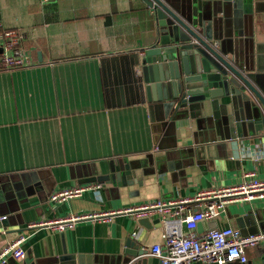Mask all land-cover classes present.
<instances>
[{
	"label": "crops",
	"instance_id": "1",
	"mask_svg": "<svg viewBox=\"0 0 264 264\" xmlns=\"http://www.w3.org/2000/svg\"><path fill=\"white\" fill-rule=\"evenodd\" d=\"M168 1L229 59L240 63L264 44V0ZM0 23L25 32L31 60L0 70V248L25 237L24 260L6 264H71L78 256L134 264L124 259L133 251L126 241L163 244L161 224L145 229L115 214L56 233L27 225L191 199L237 185L246 172L264 178V129L255 118L208 106L174 116L142 102L136 52L153 43L155 29L141 0H0ZM86 185L93 188L80 197L49 202L56 191ZM195 210L190 203L185 214ZM247 212L248 225L240 221ZM216 227L264 229V201L228 204ZM262 249L247 248V264H263Z\"/></svg>",
	"mask_w": 264,
	"mask_h": 264
},
{
	"label": "water",
	"instance_id": "2",
	"mask_svg": "<svg viewBox=\"0 0 264 264\" xmlns=\"http://www.w3.org/2000/svg\"><path fill=\"white\" fill-rule=\"evenodd\" d=\"M141 1L152 11L155 29L153 43L136 52L140 58L138 69L134 72L137 74L139 71L137 81L144 91L142 102L145 98L147 103L174 116L187 109L193 115V109L203 111L207 106L215 115L231 109L234 115L245 116L240 118L241 121L253 117L258 121L256 129H264V91L261 89L264 78L258 74V71H264V44L257 45L255 51L251 49L247 56L244 53L238 63L236 59L227 58L226 51L217 48L211 38L206 37L202 30H197L195 22L192 24L190 18L181 14L170 1ZM234 120L233 116L232 122ZM105 179L108 177L100 176L97 181ZM247 213L240 218L246 225L248 220H253V215ZM219 218L208 224L201 222L197 229L215 228ZM136 222L145 229L160 224L158 219L150 217L137 218ZM247 232L254 234L259 231L253 229ZM247 232L241 234L246 235ZM126 246L133 250L125 255L124 259L128 262L134 259V264H160L158 259L146 256V250L130 238ZM262 247L260 259L264 264V245ZM70 263L92 264V258L78 256L77 261L75 258Z\"/></svg>",
	"mask_w": 264,
	"mask_h": 264
},
{
	"label": "built area",
	"instance_id": "3",
	"mask_svg": "<svg viewBox=\"0 0 264 264\" xmlns=\"http://www.w3.org/2000/svg\"><path fill=\"white\" fill-rule=\"evenodd\" d=\"M25 40L23 30L5 29L0 23V70H12L31 64ZM91 188L93 186L90 185L64 188L52 193L49 202L59 204L80 197ZM254 200L264 201V178L258 179L254 172H246L242 182L237 185L204 190L191 199L155 200L133 208L100 214H71L54 220L33 222L27 228L48 229L50 233H56L87 220L109 221L115 214H128L134 219L156 216L164 227V243L153 244L144 250L146 256L158 259L160 264H247L246 249L263 246L264 231L243 235L231 227H216L198 233L197 226L201 222L208 223L218 218L230 203ZM190 203L197 204L198 210L185 214ZM132 235L136 236L135 232ZM24 240V236H19L0 248V264L9 257L22 262L25 257L22 248Z\"/></svg>",
	"mask_w": 264,
	"mask_h": 264
}]
</instances>
